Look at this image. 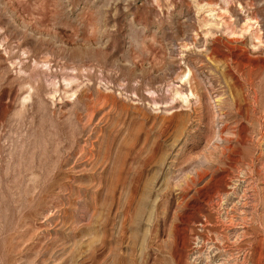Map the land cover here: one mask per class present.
Masks as SVG:
<instances>
[{"label": "rangeland", "instance_id": "374dc122", "mask_svg": "<svg viewBox=\"0 0 264 264\" xmlns=\"http://www.w3.org/2000/svg\"><path fill=\"white\" fill-rule=\"evenodd\" d=\"M0 264H264V0H0Z\"/></svg>", "mask_w": 264, "mask_h": 264}, {"label": "bare ground", "instance_id": "6f19581e", "mask_svg": "<svg viewBox=\"0 0 264 264\" xmlns=\"http://www.w3.org/2000/svg\"><path fill=\"white\" fill-rule=\"evenodd\" d=\"M175 91V90H174ZM178 93V92H177ZM173 94V93H172ZM173 97V96H172ZM184 101H185V99H184Z\"/></svg>", "mask_w": 264, "mask_h": 264}]
</instances>
